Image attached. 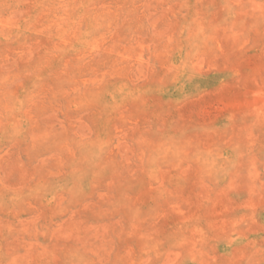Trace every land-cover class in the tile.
I'll use <instances>...</instances> for the list:
<instances>
[{
    "label": "rangeland",
    "instance_id": "obj_1",
    "mask_svg": "<svg viewBox=\"0 0 264 264\" xmlns=\"http://www.w3.org/2000/svg\"><path fill=\"white\" fill-rule=\"evenodd\" d=\"M0 264H264V0H0Z\"/></svg>",
    "mask_w": 264,
    "mask_h": 264
}]
</instances>
